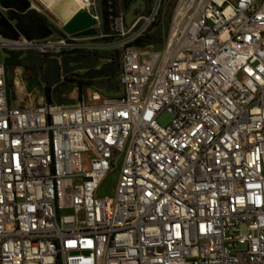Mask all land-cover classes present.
Listing matches in <instances>:
<instances>
[{
	"label": "built area",
	"instance_id": "obj_1",
	"mask_svg": "<svg viewBox=\"0 0 264 264\" xmlns=\"http://www.w3.org/2000/svg\"><path fill=\"white\" fill-rule=\"evenodd\" d=\"M166 2L127 26L89 0L94 36L0 31L3 52L120 59L117 92L74 105L20 101L0 60V264H264V0H174L147 49Z\"/></svg>",
	"mask_w": 264,
	"mask_h": 264
},
{
	"label": "flooded vegetation",
	"instance_id": "obj_2",
	"mask_svg": "<svg viewBox=\"0 0 264 264\" xmlns=\"http://www.w3.org/2000/svg\"><path fill=\"white\" fill-rule=\"evenodd\" d=\"M108 1L113 2L115 6L118 5L124 16L130 7H133L134 15L145 12L152 2V0H103V6ZM0 4L9 9L8 16H15L18 20L0 21V31L4 36L12 37L16 34L17 37L26 35L29 38L32 36L40 37V34L47 32L50 33L48 36L58 33L54 27L57 23L41 9L34 8L31 0H0ZM58 34L64 36V33ZM13 53H19V55L15 58L0 51L3 70L9 79L8 85L13 89L14 81L19 86L26 74L38 80L44 78L47 72V80H58L50 88L51 102H56L52 89L55 85L71 83L75 85L77 92L79 90L83 92V90L97 89L101 94L109 92L100 89V85H106L110 88L117 85L120 68L118 50H67L54 55H39L37 53L40 59H55L56 65L42 61L27 62L26 54L28 52L13 51ZM6 59L15 62L4 65ZM41 82L45 87L46 80Z\"/></svg>",
	"mask_w": 264,
	"mask_h": 264
},
{
	"label": "rangeland",
	"instance_id": "obj_3",
	"mask_svg": "<svg viewBox=\"0 0 264 264\" xmlns=\"http://www.w3.org/2000/svg\"><path fill=\"white\" fill-rule=\"evenodd\" d=\"M173 5H174V0H167L166 7L161 12V15H162L161 21L158 22V24L156 23L153 26V30L150 33V39L148 42L149 45L146 46L147 49H152V50H156V51L161 49L162 38L166 32L167 21H168L169 14H170V11H171V8ZM95 8H96L95 9L96 11L103 13V0H96V7ZM61 26H62L61 24H55L54 25V27L57 30H61ZM90 42L97 45L99 48L106 49L105 45H106V43H108V40L93 38L92 40H90ZM24 77L25 78H23V81L19 84V91H20L19 95L21 93H26L25 95L28 96L27 99H31V102L32 101L37 102V100H39V97L40 98L44 97V84L42 82H40L39 80H37V79L35 80V78L30 77L28 74H26ZM24 81L35 82V84L39 88V93H35L33 95L30 94L27 87H25ZM22 86H23V88H22ZM52 89L54 92L55 101L57 103H60V104L74 105L81 98L83 100H85L87 98V90H83V92H81V90H79L77 92L75 90V85H72L71 83L70 84L63 83L62 85H55V86H53ZM21 90H22V92H21ZM102 96H103V98H107L108 95L102 94ZM170 119H171L170 114L168 112L164 111L158 116L157 122L160 125L165 126L169 123ZM118 164H120V160H119ZM117 174H118L117 172H111L105 177V179L103 180V182L101 184V187L99 188V190L97 192V196L102 197V196L110 195L111 190L114 187L115 181L117 179Z\"/></svg>",
	"mask_w": 264,
	"mask_h": 264
},
{
	"label": "water",
	"instance_id": "obj_4",
	"mask_svg": "<svg viewBox=\"0 0 264 264\" xmlns=\"http://www.w3.org/2000/svg\"><path fill=\"white\" fill-rule=\"evenodd\" d=\"M135 16L136 15L133 14V7H130L125 14V24L128 26L130 22L135 18ZM12 19L17 20L15 16H8V20L11 21ZM95 24H96V21L89 15V13H87L86 11H79L73 14V16L69 20H67L64 24H62L61 30H56V31L61 34L67 33V34L74 35V36H94L96 33L94 29ZM49 34H50L49 32L42 33L40 34V37H46ZM12 37L17 38V35L14 34ZM26 37L28 38V36ZM5 53L9 56H14L15 58L19 55V53H13V52H5ZM26 61L33 62V63L42 61L47 64L56 65L55 59H40L39 55L35 52H28L26 54ZM14 62L13 61L10 62L8 61V59H6L4 61V65H8ZM47 76H48V73L46 72V76L44 78H39L38 80L40 82L46 80V86L44 87V99L46 103H51L50 88H51V85L57 83L58 80H47ZM6 88L8 92L7 82H6ZM99 88L104 89L107 92H113V93L117 92V88L113 86L110 88L106 85H100Z\"/></svg>",
	"mask_w": 264,
	"mask_h": 264
},
{
	"label": "bare ground",
	"instance_id": "obj_5",
	"mask_svg": "<svg viewBox=\"0 0 264 264\" xmlns=\"http://www.w3.org/2000/svg\"><path fill=\"white\" fill-rule=\"evenodd\" d=\"M31 1L33 6L37 10L41 9L46 14H48V16L50 15L57 24L62 25L67 20H69L76 12L84 11L86 6L88 5L87 2L89 0H31ZM24 83L28 91H32V86L29 84L30 82L24 81ZM29 102H31V99Z\"/></svg>",
	"mask_w": 264,
	"mask_h": 264
},
{
	"label": "crops",
	"instance_id": "obj_6",
	"mask_svg": "<svg viewBox=\"0 0 264 264\" xmlns=\"http://www.w3.org/2000/svg\"><path fill=\"white\" fill-rule=\"evenodd\" d=\"M32 86V91H29L30 94H35V93H39V88L38 86L35 84V82H30L29 83ZM37 90V91H36ZM26 93H22V95L20 96V101L21 99H24V102L29 103L30 99H27L28 96L25 95ZM29 100V101H28ZM42 99L39 97V100H37V102L39 103ZM31 103V102H30Z\"/></svg>",
	"mask_w": 264,
	"mask_h": 264
}]
</instances>
